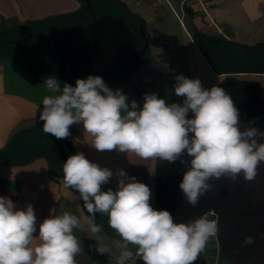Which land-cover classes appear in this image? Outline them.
Segmentation results:
<instances>
[{
    "label": "clouds",
    "instance_id": "obj_1",
    "mask_svg": "<svg viewBox=\"0 0 264 264\" xmlns=\"http://www.w3.org/2000/svg\"><path fill=\"white\" fill-rule=\"evenodd\" d=\"M174 93L182 103H167L158 94H145L142 107L122 90L113 91L100 76L77 79L76 86L49 77L44 85L50 95L42 100L39 120L43 132L68 139L70 127L82 125L91 147L99 153L135 154L143 160L158 159L186 165L179 189L186 203L196 207L213 191L210 181L243 177L254 181L264 165V132L256 127L241 130L240 113L226 89L205 88L199 78L175 77ZM187 157V160L182 157ZM190 162V167H189ZM63 183L79 193L87 210V227L96 236L95 252L109 254L102 242L97 215L107 216L118 239L116 264H195L208 241L220 232L217 220L207 215L175 222L168 210L151 205L148 185L120 169L87 158L84 152L63 163ZM115 176L117 187L109 185ZM54 211V210H53ZM215 217V216H214ZM82 220L64 212L39 224L31 203L18 210L14 202L0 197V264H77L83 251L74 234ZM254 243L245 237L243 245ZM92 250V249H90Z\"/></svg>",
    "mask_w": 264,
    "mask_h": 264
},
{
    "label": "crops",
    "instance_id": "obj_2",
    "mask_svg": "<svg viewBox=\"0 0 264 264\" xmlns=\"http://www.w3.org/2000/svg\"><path fill=\"white\" fill-rule=\"evenodd\" d=\"M65 1L73 4L74 8L66 10L63 0H0V20L15 21L7 26L10 27L71 15L82 9L80 0ZM118 1L124 3L131 13L143 19L149 36H160L161 40L159 46L154 47L150 44V48H153V57L147 58L145 63L132 71L123 69L110 79L98 73L110 89L122 90L129 97V103L135 100L142 107L145 94H158L159 98L165 99L167 103H182L183 98L174 93L177 75L190 79L199 78L205 88L220 86L228 78L255 79L264 87V74L215 73L192 36L195 31H199L221 38L217 35V28L221 27L230 37L228 41L241 45L264 43V0ZM89 13L90 17L80 23L90 21L92 15L90 10ZM72 26L75 25L66 26L60 29V32ZM82 71L84 73L86 69ZM82 71L76 73V80L83 79L80 77ZM45 80L21 60L14 58L0 60V151L7 148L18 131L25 128H43V122L39 120L40 112L43 110L42 100L45 95L51 94L44 85ZM73 80L74 76L66 79L61 83V88L65 83L75 87L76 84L71 83ZM70 132L71 136L64 140L72 145L76 154L84 152L88 159L100 164L101 167H108L114 174L123 169L130 177H136L139 182L150 187L151 205L161 210L156 179L158 159L143 160L135 154L116 152L99 153L91 147V138L84 135L82 125L71 126ZM108 187L116 189L115 176L103 190L106 191ZM0 197L10 198L18 210L26 209L29 203L33 205L37 216V233L34 235L37 237L39 224L51 215L70 212L80 217L82 226L74 230V234L81 240L83 251L76 260L77 264H87L90 252H95L97 243L96 236L87 227L89 214L79 195L73 189L64 186L63 176L51 175L46 158L40 157L25 165H0ZM96 223L102 225L103 230L100 233L102 242L108 245L111 251L105 255L95 252L99 257L89 261V264H116L119 249L115 247L113 241L118 237L109 227L107 216L98 214ZM213 251L215 255L210 253ZM218 251L217 239L211 238L202 252L205 264H211L207 262L208 257L213 261L212 264H217Z\"/></svg>",
    "mask_w": 264,
    "mask_h": 264
},
{
    "label": "trees",
    "instance_id": "obj_3",
    "mask_svg": "<svg viewBox=\"0 0 264 264\" xmlns=\"http://www.w3.org/2000/svg\"><path fill=\"white\" fill-rule=\"evenodd\" d=\"M80 1L82 2L80 12L1 28L0 37L4 35L9 38L0 43V60L6 58L21 60L39 76L45 79L54 76L61 83L73 77L75 73L72 70L75 71L76 67L81 68L82 66L76 65L74 69H71L70 66L56 63L55 59L62 58V55L52 38L60 33V29L69 25H77L83 19L90 17L87 0ZM89 1L95 15L107 14L123 17L127 26L130 29H136L139 34L144 21L140 16L131 13L124 3L118 0ZM13 35H16V38H13ZM192 36L215 73L264 74V43L241 45L199 31H195ZM37 43L47 44L49 47L34 46L22 51L12 45ZM143 43L140 38L139 46ZM80 75L83 79L89 75L102 77L89 67H86V71L84 73L82 71ZM220 86L226 89L232 97L239 110L241 124L251 125L264 131V87L262 84L255 79L228 78ZM75 154L68 141L58 140L50 134H45L42 129L25 128L13 136L6 149L0 151V165H25L44 157L49 162L51 175L63 176V163L69 156ZM182 159L187 160V157H182ZM184 165L179 160L176 163L158 160L156 179L161 210H168L166 200L168 189ZM76 193L79 195L78 192Z\"/></svg>",
    "mask_w": 264,
    "mask_h": 264
},
{
    "label": "water",
    "instance_id": "obj_4",
    "mask_svg": "<svg viewBox=\"0 0 264 264\" xmlns=\"http://www.w3.org/2000/svg\"><path fill=\"white\" fill-rule=\"evenodd\" d=\"M87 3L93 13L90 1ZM140 38L144 44L139 48ZM54 43L64 47L60 50L62 64L111 71L113 75V68L119 64H134L148 53L150 36L143 24L137 34L129 29L123 17L104 14L87 26L79 23L61 30ZM250 126L241 124V130ZM259 142L264 143V139ZM185 170L186 165L172 181L166 196L167 209L175 222H187L213 213L220 226L217 235L219 257L229 264H264V165L252 182H245L242 176L235 183L225 178L210 181L213 191L201 197L196 207L186 203L179 189ZM248 236L254 238V243L245 246L243 241ZM195 264H205L203 253Z\"/></svg>",
    "mask_w": 264,
    "mask_h": 264
},
{
    "label": "rangeland",
    "instance_id": "obj_5",
    "mask_svg": "<svg viewBox=\"0 0 264 264\" xmlns=\"http://www.w3.org/2000/svg\"><path fill=\"white\" fill-rule=\"evenodd\" d=\"M15 21H10V22H3V21H1L0 20V29L1 28H3V27H7V26H9V25H12L13 23H14ZM160 36H157V37H155V36H152V35H150V44H152L154 47H156V46H159V44H160V42H161V40H160V38H159ZM9 38V36H1L0 37V43H3L6 39H8ZM13 38H16V35H13ZM12 45H14V47H16V48H18V49H21L22 51H26V49H28V48H30V47H34V46H42V47H45V48H47V47H49V45H47V44H39V43H37V44H33V45H31V44H12ZM10 47L11 48H13V46H11L10 45ZM153 48H150L149 49V51H148V53H147V55L143 58V59H141L140 61H138L137 62V64H135L133 67H132V69H130L129 70V72L130 71H132L133 69H135L136 67H139L140 65H142L143 63H145V61H146V59L147 58H151V57H153V50H152ZM26 57H28L29 58V56H26ZM158 57V56H157ZM61 59L62 58H56L55 59V61H56V63H58V64H62L61 63ZM64 65V64H63ZM61 66V65H60ZM80 69H82V70H85L86 69V67H81V68H79V67H76L75 68V71H73L72 70V72L73 73H75V74H73L72 76H74V77H76L77 76V74L76 73H79V70ZM78 71V72H77ZM129 72H127V73H129ZM72 84H76V79L75 80H73L72 82H71ZM209 219H214L215 217H214V215H209V217H208ZM216 239H217V236L215 237ZM96 245V244H95ZM91 251V250H90ZM91 254H90V259H88V261H87V264H89V261H91V260H93V259H95L96 257L98 258L99 256H97V254H95V252H93V251H91L90 252ZM210 253H212L213 255H215V251H213V252H210ZM206 256H209V255H206ZM216 259H217V264H225V260H222L220 257H219V251H218V255H217V257H216ZM209 260V261H208ZM214 260V259H213ZM207 262L209 263H211L212 264V262L213 261H210V259H209V257L207 258ZM98 264H100V263H98Z\"/></svg>",
    "mask_w": 264,
    "mask_h": 264
},
{
    "label": "flooded vegetation",
    "instance_id": "obj_6",
    "mask_svg": "<svg viewBox=\"0 0 264 264\" xmlns=\"http://www.w3.org/2000/svg\"><path fill=\"white\" fill-rule=\"evenodd\" d=\"M100 16H102V15H95L94 13H92V15H91V18H90V21H88L87 23H85V24H83V25H85V26H87V25H89L91 22H93V20H94V18H98V17H100ZM114 17V16H113ZM114 18H117V17H114ZM126 22V21H125ZM127 25V24H126ZM130 29V28H129ZM132 31H136L137 32V30L136 29H131ZM138 34V33H137ZM59 36H60V33L59 34H57V35H55L54 36V38H52V41L53 42H55L58 38H59ZM144 44V43H143ZM143 46V45H142ZM141 45L139 46V48L140 47H142ZM64 49V47L63 46H60L59 47V51L60 50H63ZM60 54H61V51H60ZM62 55V54H61ZM147 55V54H146ZM145 55V56H146ZM144 56V57H145ZM63 57V56H62ZM144 57H142V58H139L138 59V61H140L141 59H143ZM137 61V62H138ZM137 62H135L134 64H128V63H121V64H119L117 67H115V68H113V70H112V73H113V75L110 73L111 71H108V72H104V71H102V70H95L97 73H101V74H103L104 76H106V78L108 79H110V78H112V77H115V76H117L120 72H121V70H123V69H126V71H128V70H130V69H132V67L135 65V64H137ZM71 67V66H70ZM225 264H229L227 261H225Z\"/></svg>",
    "mask_w": 264,
    "mask_h": 264
},
{
    "label": "built area",
    "instance_id": "obj_7",
    "mask_svg": "<svg viewBox=\"0 0 264 264\" xmlns=\"http://www.w3.org/2000/svg\"><path fill=\"white\" fill-rule=\"evenodd\" d=\"M217 35L220 36L221 38L225 39V40H230V37L226 35L225 30H224L223 28H221V27H218V28H217ZM206 215H207L208 217H209V215H214V216H215V220L218 221V219H217V217H216L215 214H213V213H208V214H206Z\"/></svg>",
    "mask_w": 264,
    "mask_h": 264
},
{
    "label": "bare ground",
    "instance_id": "obj_8",
    "mask_svg": "<svg viewBox=\"0 0 264 264\" xmlns=\"http://www.w3.org/2000/svg\"><path fill=\"white\" fill-rule=\"evenodd\" d=\"M63 4H64V8L66 10H70V9H73L74 8L73 4H69L65 0H63ZM69 5H71V6H69Z\"/></svg>",
    "mask_w": 264,
    "mask_h": 264
}]
</instances>
